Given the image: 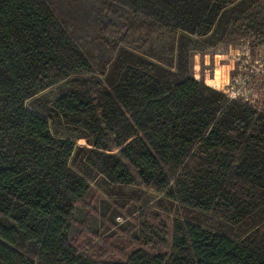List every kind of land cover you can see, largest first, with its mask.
Returning <instances> with one entry per match:
<instances>
[{
    "label": "trees",
    "instance_id": "trees-1",
    "mask_svg": "<svg viewBox=\"0 0 264 264\" xmlns=\"http://www.w3.org/2000/svg\"><path fill=\"white\" fill-rule=\"evenodd\" d=\"M112 1L166 29L204 35L225 8L262 0ZM146 64L119 66L106 87L72 86L54 101L65 122L91 134L87 162L113 182L143 183L230 223L261 210L264 111ZM90 71L46 0H0V264H264V219L234 239L174 217L168 253L137 248L120 262L76 251L73 202L89 185L69 166L73 142L24 103Z\"/></svg>",
    "mask_w": 264,
    "mask_h": 264
},
{
    "label": "rangeland",
    "instance_id": "rangeland-1",
    "mask_svg": "<svg viewBox=\"0 0 264 264\" xmlns=\"http://www.w3.org/2000/svg\"><path fill=\"white\" fill-rule=\"evenodd\" d=\"M46 1L91 66L89 73L65 78L24 103L47 120L54 136L73 142L69 166L89 185L73 202L68 240L76 251L94 260L120 262L137 248L168 253L174 217L234 239L264 219L263 207L230 223L143 183L111 181L87 162L89 131L65 122L53 106L72 86L94 92L108 85L119 66L152 62L164 79L194 77L264 111V0L225 8L204 35L166 29L112 0Z\"/></svg>",
    "mask_w": 264,
    "mask_h": 264
}]
</instances>
